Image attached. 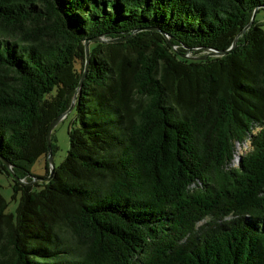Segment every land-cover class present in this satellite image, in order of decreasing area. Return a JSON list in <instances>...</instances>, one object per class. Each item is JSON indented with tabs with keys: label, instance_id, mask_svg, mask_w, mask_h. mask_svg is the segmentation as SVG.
<instances>
[{
	"label": "trees",
	"instance_id": "obj_1",
	"mask_svg": "<svg viewBox=\"0 0 264 264\" xmlns=\"http://www.w3.org/2000/svg\"><path fill=\"white\" fill-rule=\"evenodd\" d=\"M259 11L0 0V173L19 195L10 212L0 191V264H264ZM74 95L69 149L44 179L48 127Z\"/></svg>",
	"mask_w": 264,
	"mask_h": 264
},
{
	"label": "rangeland",
	"instance_id": "obj_2",
	"mask_svg": "<svg viewBox=\"0 0 264 264\" xmlns=\"http://www.w3.org/2000/svg\"><path fill=\"white\" fill-rule=\"evenodd\" d=\"M257 19L259 21H264V11H259L257 13ZM264 27V25H263ZM73 114L72 112H68L62 120L56 125L54 129V134L57 139L58 148L54 152L52 159L54 166H58L62 160L64 159L68 149H69V134L68 129L72 123ZM249 145L245 144H237L236 145V154L238 155L245 153L248 151ZM45 161L46 158L44 156L39 157L36 162L31 167L32 172L36 176H44L45 175ZM38 177L35 178L37 180ZM11 177L6 174L0 173V191L3 197L8 201L7 211L15 212V208L18 203L19 195L15 198L13 197V189L11 188Z\"/></svg>",
	"mask_w": 264,
	"mask_h": 264
},
{
	"label": "water",
	"instance_id": "obj_3",
	"mask_svg": "<svg viewBox=\"0 0 264 264\" xmlns=\"http://www.w3.org/2000/svg\"><path fill=\"white\" fill-rule=\"evenodd\" d=\"M253 17H254V14H253L252 17H251V21L245 26L244 29L248 28V27L251 25V22H252ZM244 29H243V31H244ZM160 32L165 36L167 42L170 43L168 35H167L165 32H163V31H160ZM95 38H98V39H100V40H106V39L103 38V37H95ZM235 41H236V38L234 39L232 46L229 47L228 49H226V50H218V51H214V53H216V54H224V53L228 52L229 50H232V49L235 47ZM88 44H89V39H86V40L84 41V49H85V70H86V68H87V66H88V63H89V47H88ZM184 55H185V54H184ZM75 97H76V95H74L73 100H72V102H71L69 108H68L64 113H62V114H60L59 116H57V117H56V118L50 123V125H49V127H48L47 135H46V140H47V145H48L47 159H48V164H49V167H50V174H49L48 176L43 177L44 179H50V178H51V175H52L51 173H52V171H53V168L55 167V166H54V163H53L52 155H51V153H50V152H51V151H50V137H51L52 131L55 129V127H56V125L59 123V121L62 120V118H63L68 112H70V111L73 109V107H74V100H75ZM2 160H3V162H4L5 164L8 165V163H7L4 159H2ZM34 179H35V178H33V180H34ZM38 179H42V178H41V177H38Z\"/></svg>",
	"mask_w": 264,
	"mask_h": 264
}]
</instances>
